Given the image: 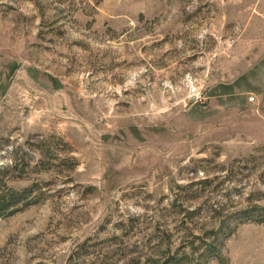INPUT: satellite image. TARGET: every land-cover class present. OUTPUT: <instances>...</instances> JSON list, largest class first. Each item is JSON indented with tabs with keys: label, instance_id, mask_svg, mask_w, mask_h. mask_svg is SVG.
<instances>
[{
	"label": "rangeland",
	"instance_id": "374dc122",
	"mask_svg": "<svg viewBox=\"0 0 264 264\" xmlns=\"http://www.w3.org/2000/svg\"><path fill=\"white\" fill-rule=\"evenodd\" d=\"M0 264H264V0H0Z\"/></svg>",
	"mask_w": 264,
	"mask_h": 264
},
{
	"label": "built area",
	"instance_id": "2783aa9c",
	"mask_svg": "<svg viewBox=\"0 0 264 264\" xmlns=\"http://www.w3.org/2000/svg\"><path fill=\"white\" fill-rule=\"evenodd\" d=\"M190 88L188 90L189 96L193 99L195 102H202L205 100V94L204 92L200 91V87L197 84L191 83ZM253 97H249V101H253Z\"/></svg>",
	"mask_w": 264,
	"mask_h": 264
},
{
	"label": "crops",
	"instance_id": "0c3cea01",
	"mask_svg": "<svg viewBox=\"0 0 264 264\" xmlns=\"http://www.w3.org/2000/svg\"><path fill=\"white\" fill-rule=\"evenodd\" d=\"M258 96H259V97H258ZM261 96H262L261 94L257 95L258 98H262Z\"/></svg>",
	"mask_w": 264,
	"mask_h": 264
}]
</instances>
